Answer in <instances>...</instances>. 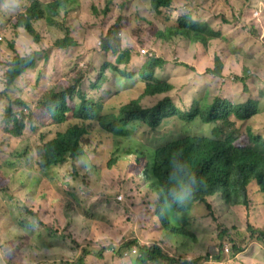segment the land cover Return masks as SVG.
<instances>
[{"label": "rangeland", "instance_id": "1", "mask_svg": "<svg viewBox=\"0 0 264 264\" xmlns=\"http://www.w3.org/2000/svg\"><path fill=\"white\" fill-rule=\"evenodd\" d=\"M190 1L198 5L203 4L205 10L211 7L214 16L206 18V14L200 15L202 20L211 23L221 19L228 23L224 24V28L231 37L242 40V36L246 35L260 43L264 51V26L262 25L261 31L256 32L239 21L243 9L233 8L243 0H227V4L226 0H177V3L185 5ZM256 1L259 3L257 14L248 10L243 21L247 22L250 16L264 17V0ZM26 5L27 0H0V167L4 168V172L0 171V264H77V258L83 248L90 252L84 264H135V247L125 251L123 257L114 255L108 248L110 244L119 246L131 240L146 246L158 244L179 264H233L228 258L229 245L223 248L227 258L216 261L210 257L215 254L217 226H235L232 236L238 245L244 246L243 251L234 256V260L239 261L238 264H264V251L256 243L250 242L246 231L245 222L248 217L245 211L240 207H227L218 196L208 198V207L203 206L200 211L191 209L187 223L181 219L178 221L180 231H192V237L187 238L172 231L170 226L165 227L158 222L155 215L158 201L156 194L149 190L142 176H131V171L138 173L142 158L119 153L116 161L109 163L113 153V139L109 134L96 130L89 136L83 145L84 155L74 161L75 169L70 158L62 165L48 170L41 169L37 163L42 144L54 138L59 129L79 121L70 113L71 118L65 125H47V116L43 115L39 103L49 94L67 91L72 87L76 73L81 68H93L92 61L82 65L83 59L80 60L79 52L76 53L78 47H75L68 54L72 60L67 65V70H63L66 56L61 55L58 58L61 52L53 46L54 41L66 34L73 39L94 42L95 48L100 49V39L112 31L114 33L111 35L119 40L122 51L131 50L128 65L117 66L116 72L105 71L99 83L100 88L93 94L105 111H113L117 106L141 95L143 86L137 82L138 71L155 55L152 49L137 41L136 36L151 40V47L154 43L172 46L163 47L162 54L171 58L169 62L178 65L174 52L178 36L172 34L168 39H160L156 35L164 28L176 25L170 20L177 18L172 19L167 14L163 17L165 12L159 14L160 18H156L148 0H134L126 6L119 2L118 9L108 11H105V3L102 0H76V4H71L67 9L71 27L68 32L65 30V16H62L64 13L61 12L62 15L50 17L54 21L53 24L43 19L33 23L39 42H32L33 39L17 26L19 14ZM217 14L221 18L214 20ZM233 24L239 27H234ZM101 33L103 35H99ZM114 46L118 47L119 51V44ZM177 46L180 47L179 44ZM239 52L264 67L263 57L252 56L250 52ZM19 53L22 58L31 56L32 66L7 86V64L16 55L20 56ZM85 55H90L89 49ZM131 55L139 58L137 65L132 64ZM105 60L107 61L104 53L99 52L94 65L98 70L92 75V83ZM132 71L136 72L134 76H124V73ZM209 81L212 82L213 88L214 81L210 78ZM208 87L198 86L193 98H199L209 92ZM262 89L264 90V86ZM79 91L90 93L84 84L79 87ZM171 93H174L173 97L180 107L184 99L186 102L190 101V98H185L183 94L176 96V92ZM63 100L72 108L76 96L71 98L65 93ZM154 101L155 99L150 97L140 99L141 104ZM6 107H9L12 113L27 117L31 122L18 138H11L6 132V129L12 128L11 124L3 123ZM259 118L264 119V97L259 105ZM198 127L199 125L193 126L191 131ZM178 131L177 122H173L172 126L169 122H164L156 132L137 133V136L147 137L163 145ZM140 139L146 143L144 138ZM14 150L19 152V158L10 155ZM15 173L29 175L30 179L33 177L45 180L57 195L41 198V189L35 185L37 199L34 201L31 198L32 189L28 187L24 194L25 203L19 204L14 192L20 195L24 191L21 181L13 179ZM117 197L121 198V203H117L120 202ZM253 201L257 204L260 202L258 197ZM161 214H164L163 210ZM262 214L256 221H251L254 229H263L264 211ZM255 234L259 235V232L255 231ZM229 239L231 240V237ZM101 249L104 251L99 259L94 253ZM206 254L210 257L208 261L202 259ZM145 264L174 262L146 261Z\"/></svg>", "mask_w": 264, "mask_h": 264}, {"label": "trees", "instance_id": "2", "mask_svg": "<svg viewBox=\"0 0 264 264\" xmlns=\"http://www.w3.org/2000/svg\"><path fill=\"white\" fill-rule=\"evenodd\" d=\"M45 1L43 3L39 0H27V5L17 20V26L21 27L31 40L33 39L32 42H39L33 23L43 19L53 24L54 21L50 17L62 15L61 12L64 13L62 16H65V30L68 32L69 28L71 29L67 9L71 4H76V0ZM102 1L105 3V11H108L113 8L118 9L119 2L126 6L134 0ZM148 1L156 18H160L159 14L163 12H165L163 17L167 14L172 19L177 18L170 20L176 25L164 28L156 35L160 39H168L172 34L178 36L179 40L174 44L178 65L169 62L171 58L162 54L163 47L172 46L154 43L151 47V40L136 36L137 41L143 42L155 53L138 71L137 82L143 86L142 93L138 98L117 106L113 111H105L93 94L100 88L99 83L105 71L116 72L117 66L128 65L131 50L122 51L119 40L111 35L114 33L112 31L104 35L99 34L104 36L100 39V49L95 48V43L87 39L77 40L64 34L53 43V46L61 52L58 58L61 55L66 56L63 70H67V65L72 60L68 54L75 47H78L76 53L79 52L80 60L83 59L82 65L92 61L93 68L87 70L83 67L78 70V67L75 84L72 87L67 91L49 94L39 103L43 115L47 116V125L61 127L71 118V114L79 121L64 126L56 132L54 138L44 142L37 163L41 169L48 170L62 165L70 158L75 169L74 161L84 155L83 145L89 136L96 130L109 134L113 139V153L109 163L116 161L119 153L126 156L134 155L137 159L142 158L138 173L131 171V176H142L149 190L156 194L158 201L155 215L158 222L163 225L170 224L176 233L187 238L192 237L194 235L192 231H180L175 221L181 219L187 223L191 209L196 208L200 211L203 206L208 207V198L218 196L227 207H240L245 211L248 217L245 227L250 242L256 243L264 251V227L262 230L254 229L251 224V221H256L264 211V119L259 118V105L261 98L264 97L262 89L264 67L239 52H250L252 56L264 58V51L260 43L246 35L242 36V40L231 37L224 28V24L228 23L223 20L211 23L202 20L200 15L206 14V18L214 16L211 7L205 10L203 4L198 5L193 1L185 5H179L177 0L173 3V0ZM256 3L259 4L257 1ZM233 8L243 9V14L239 18L241 23L255 29L256 32L261 31L262 25L264 26V17L261 15L250 16L247 22L243 21L246 12L249 10L252 13L255 9L251 7V0H243ZM218 17L221 18L217 14L214 20L219 19ZM233 26L239 27L235 24ZM114 44H119V51ZM206 44L210 45L213 52L211 67L207 56L203 53ZM88 49L90 55L87 56L85 53ZM99 52L104 53V58L108 62L105 60L101 64L98 76L92 83V75L98 70L94 65ZM21 56V54L16 55L7 64L5 74L7 86L11 85L25 69L32 66L31 56L23 58ZM131 56L132 64L137 65L139 58L135 55ZM113 62L114 64H111ZM135 74L136 72L132 71L124 73V76L132 77ZM209 78L214 81L213 88ZM83 84L87 85L90 93L84 94L79 91V87ZM206 85L209 86V92L199 98H193L196 88L198 86L205 88ZM173 91L176 92V96L183 94L185 98L189 97L190 101L186 102L184 99L181 107L178 106L179 103L173 97L174 93H171ZM65 93L71 98L76 96L72 108L63 100ZM144 97L154 98L155 101L141 104L140 99ZM8 108H5L6 117L3 123L11 124L12 128L6 129V132L11 138H18L31 122L27 117L10 112ZM164 122H169L170 126L173 122H177L179 131L163 145L147 137L137 136V133L156 132ZM195 125L199 127L191 131ZM140 138H144L146 143ZM10 155L20 157L16 150L11 151ZM177 163L184 165L185 170L195 176L191 195L185 200H175L171 195L173 189L177 187V177L174 175V164ZM0 171L4 172V168L0 167ZM13 179H19L23 186L24 192L20 195L14 192L19 204L25 203L24 194L28 187L32 189L31 198L34 201L37 199L35 185L41 189V198L57 195L50 184L41 178L30 179L29 175L15 173ZM257 197L260 200L259 204L253 201ZM162 210L164 215H161ZM255 231L259 232L260 237ZM234 232L235 226L215 228V254L210 257L216 261L226 257L223 248L229 245V260H232L233 264L239 263L234 260V256L237 252L243 251L244 246L235 242L232 236ZM132 247L137 250L135 264H145L146 261H173L174 264H179L158 244L146 246L131 240L119 246L114 244L108 246L109 250L118 257H123V253ZM103 251L104 249L95 252L94 256L102 258ZM89 254V250L83 248L77 258V264H84ZM210 257L206 254L202 259L208 261Z\"/></svg>", "mask_w": 264, "mask_h": 264}, {"label": "clouds", "instance_id": "3", "mask_svg": "<svg viewBox=\"0 0 264 264\" xmlns=\"http://www.w3.org/2000/svg\"><path fill=\"white\" fill-rule=\"evenodd\" d=\"M259 5V4H258ZM258 5L255 0L251 1V7H254L253 14H257L256 9H258ZM203 53L208 58L209 67H211V64L213 62V52L209 44H206V46L203 47ZM174 175L177 177V187L173 189L171 192V195L173 199L175 200H185L187 199L192 192L193 184L195 183V176L194 174L187 172L185 170V166L181 164H174ZM163 191V190H161ZM118 199V197H117ZM121 200V198H120ZM119 200V201H120ZM164 215V214H161ZM180 219L176 220L177 228L180 230V227L178 225V221ZM163 225V224H162ZM165 227L170 226V229L172 230V227L170 224L163 225ZM174 231V230H172ZM176 232V231H174Z\"/></svg>", "mask_w": 264, "mask_h": 264}, {"label": "built area", "instance_id": "4", "mask_svg": "<svg viewBox=\"0 0 264 264\" xmlns=\"http://www.w3.org/2000/svg\"><path fill=\"white\" fill-rule=\"evenodd\" d=\"M118 200H120V198L118 197Z\"/></svg>", "mask_w": 264, "mask_h": 264}]
</instances>
